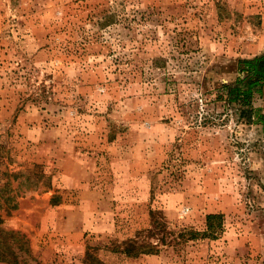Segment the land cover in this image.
<instances>
[{"label": "rangeland", "instance_id": "obj_1", "mask_svg": "<svg viewBox=\"0 0 264 264\" xmlns=\"http://www.w3.org/2000/svg\"><path fill=\"white\" fill-rule=\"evenodd\" d=\"M261 53L264 0H0V264H264Z\"/></svg>", "mask_w": 264, "mask_h": 264}, {"label": "trees", "instance_id": "obj_2", "mask_svg": "<svg viewBox=\"0 0 264 264\" xmlns=\"http://www.w3.org/2000/svg\"><path fill=\"white\" fill-rule=\"evenodd\" d=\"M242 67L239 71L245 72L243 76H237L233 83H223L228 96H232V100L238 106H251V98L255 91H260L264 84V53L256 55L252 58L240 61ZM216 217V214L209 213L206 215L207 226L211 227L210 220ZM196 232L191 231V235L195 236ZM126 255H138L141 253L157 252V248L147 241H137V239H128L122 249Z\"/></svg>", "mask_w": 264, "mask_h": 264}]
</instances>
